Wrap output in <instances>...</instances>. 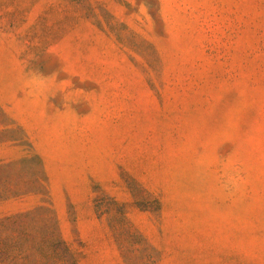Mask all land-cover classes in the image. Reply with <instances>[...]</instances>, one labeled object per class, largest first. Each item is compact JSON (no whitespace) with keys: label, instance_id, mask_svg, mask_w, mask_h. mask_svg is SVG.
<instances>
[{"label":"rangeland","instance_id":"rangeland-1","mask_svg":"<svg viewBox=\"0 0 264 264\" xmlns=\"http://www.w3.org/2000/svg\"><path fill=\"white\" fill-rule=\"evenodd\" d=\"M0 38V217L44 167L80 264H264V0H0ZM64 106L93 110L91 164L52 154Z\"/></svg>","mask_w":264,"mask_h":264},{"label":"trees","instance_id":"trees-1","mask_svg":"<svg viewBox=\"0 0 264 264\" xmlns=\"http://www.w3.org/2000/svg\"><path fill=\"white\" fill-rule=\"evenodd\" d=\"M35 157L43 165L40 156ZM43 173L48 199L32 209L0 217V260L6 264H80L58 229L44 167ZM32 192V189H24L16 196ZM35 216L49 228L48 234L41 232L39 225L29 224L28 219Z\"/></svg>","mask_w":264,"mask_h":264},{"label":"crops","instance_id":"crops-1","mask_svg":"<svg viewBox=\"0 0 264 264\" xmlns=\"http://www.w3.org/2000/svg\"><path fill=\"white\" fill-rule=\"evenodd\" d=\"M134 3V0H128ZM146 4H143V13H146L145 10ZM23 8V7H19ZM20 16L29 19L28 21L34 19V11L25 12V14L20 13ZM129 26H133L132 23H129ZM11 44L7 38H0V54L3 53H13L17 52V49L10 48ZM85 98H88V95L84 94ZM68 100L64 95V104H67ZM92 112L89 114H81L77 109L71 108L68 106L56 107L53 113V123L51 125V134H50V146L54 150L52 154H58L63 149L73 158L78 157V160L75 159L78 163L88 165L92 163V158L94 157L93 153L89 151L91 147V138H90V128L91 123L89 118L92 116ZM43 155H47L46 152L41 150ZM73 160V162H75ZM48 163V161H47ZM80 172L83 173L80 176V183L78 185L86 187L87 184V174L88 167H82Z\"/></svg>","mask_w":264,"mask_h":264},{"label":"clouds","instance_id":"clouds-1","mask_svg":"<svg viewBox=\"0 0 264 264\" xmlns=\"http://www.w3.org/2000/svg\"><path fill=\"white\" fill-rule=\"evenodd\" d=\"M50 76H45L38 68L28 70L22 80V87L34 98L46 95ZM229 182H232L229 177Z\"/></svg>","mask_w":264,"mask_h":264}]
</instances>
